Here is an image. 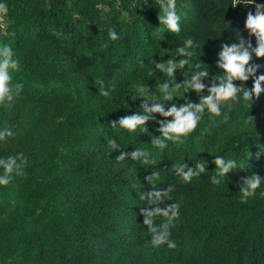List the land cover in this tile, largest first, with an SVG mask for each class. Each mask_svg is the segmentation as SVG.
I'll use <instances>...</instances> for the list:
<instances>
[{"label": "trees", "instance_id": "1", "mask_svg": "<svg viewBox=\"0 0 264 264\" xmlns=\"http://www.w3.org/2000/svg\"><path fill=\"white\" fill-rule=\"evenodd\" d=\"M0 4L6 5L0 12V45H12L21 64L14 82L24 83L10 107L0 105V130L18 132L0 141V158L20 152L27 158L25 174L0 186V264H264V183L247 203H241L238 188L252 172L264 176V154L255 158L264 148V93L251 107L240 99L222 106L220 117L205 113L183 143L169 142L164 150L150 143L159 135L152 121L148 132L109 125L141 111V100H131L140 89L160 97L157 84L166 76L151 62L179 59L176 48L188 37L196 46L190 64L176 71L175 82L188 78L200 62L210 78L223 74L216 68L220 45L236 42L237 32L247 37L244 23L254 4L176 0L179 34L159 26L157 0ZM109 28L119 39L109 40ZM252 63L264 65V58L253 57ZM97 80L112 89L110 98L98 94ZM252 83L250 78L243 86L250 89ZM185 95L198 102L194 92ZM248 115L254 125L246 123ZM109 139H116L120 150H147L159 164L117 162L119 152L107 147ZM217 155L235 159L241 169L214 185L211 161ZM199 159L207 161L206 171L189 184L170 171L173 163L193 167ZM153 170L161 173L160 187L175 185L166 203L181 205L169 229L177 244L173 250L166 245L152 249L137 215L144 206L138 194L149 190L144 177Z\"/></svg>", "mask_w": 264, "mask_h": 264}, {"label": "clouds", "instance_id": "2", "mask_svg": "<svg viewBox=\"0 0 264 264\" xmlns=\"http://www.w3.org/2000/svg\"><path fill=\"white\" fill-rule=\"evenodd\" d=\"M147 4L148 0H144ZM159 12L157 19L159 26H163L166 32L179 34L181 31L180 16L176 10V0H157ZM237 4H254L255 11H248L244 23V30L247 37L237 32L234 43H222L216 61V68L222 70L223 74L212 75L210 78L209 70H201V62L193 66V70L181 82H175L177 70L183 72L191 62L193 49L196 45L191 37L184 39L182 46L176 48L179 59H167L166 61H152L154 69L166 76L163 82L157 84L159 98L144 88L138 94L131 96L135 102L141 100L139 109L131 115H125L117 120L109 122L113 128H119L128 133H134L138 129L141 132H148V122L152 121L158 127L155 129L159 135H155L150 143L157 149L164 150L169 142L172 144L183 143L193 133L199 125L205 113L210 117H220L222 106H230L238 103L240 99L251 102L259 99L264 93V74L257 75L259 69L264 65L252 63L253 57L256 59L264 58V4L254 3V0H233V7ZM0 12H6V5L0 4ZM108 37L111 41L119 39L117 32L109 28ZM255 38V47L251 38ZM107 47V44L104 45ZM21 71L19 58L11 44L0 45V105L10 107L21 95L24 83L14 82V73ZM252 79L250 89L243 86L244 82ZM207 81V83H205ZM234 81L241 82L237 86ZM99 86L98 94L105 98H110L112 89L106 88L103 80L95 81ZM194 92L198 97V102L191 101L185 94ZM206 93V94H204ZM242 95H239L241 94ZM179 94V98H178ZM183 98V103L176 101ZM157 116L162 119H157ZM224 122L229 119V114L223 116ZM254 117L247 116L246 123L254 125ZM18 134L11 128L0 130V141ZM107 147L112 151H118L117 162L131 160L139 162L144 166H156L159 164L157 158L152 157L150 152L141 148H136L131 152L120 150V145L116 139H109ZM264 148L256 153L258 160L264 154ZM250 158L251 154L248 152ZM215 165L214 175L210 177V182L214 185L221 183V178H226L228 173L233 172L238 167L237 161L232 158L225 159L222 155H217L211 161ZM27 158L23 152L15 155L0 158V186L9 185L14 177L23 176ZM207 161L199 159L193 167L186 163H173L170 171L174 173L182 183L189 184L193 178L199 177L206 171ZM241 169V168H239ZM161 173L153 170L144 177L149 190L138 194V198L144 206L139 208L137 215L141 216L142 224L150 234L148 245L154 249H160L166 245L169 250L176 249L177 244L171 239L169 230L180 217L181 205L178 202L166 203L172 199L171 193L175 191V185L169 184L167 187H160ZM264 183V176L252 172L242 177L238 182L240 201L247 203L249 198L254 197L256 190ZM264 195V193H261ZM161 223L157 224V219Z\"/></svg>", "mask_w": 264, "mask_h": 264}]
</instances>
